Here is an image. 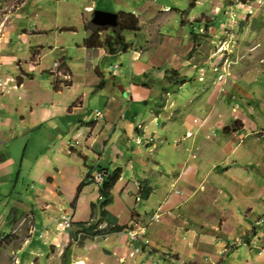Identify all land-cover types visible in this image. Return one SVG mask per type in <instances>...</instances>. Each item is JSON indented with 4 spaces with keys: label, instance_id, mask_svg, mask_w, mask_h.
<instances>
[{
    "label": "rangeland",
    "instance_id": "rangeland-1",
    "mask_svg": "<svg viewBox=\"0 0 264 264\" xmlns=\"http://www.w3.org/2000/svg\"><path fill=\"white\" fill-rule=\"evenodd\" d=\"M26 2L0 0V83L6 84L0 87V165L6 164L0 167V232L18 238L11 242V237L0 236V264H19L13 249L32 237L34 216L37 224L62 211L73 212L75 222L92 220L98 185L88 184L98 196L95 201L79 196L75 204L79 179L88 174L80 153L96 110L105 117V95L111 89L102 96L101 90L87 86L82 65L87 58L77 45L99 29L107 28L102 38L113 33L117 16L124 13L135 14L141 25L139 32L120 31L130 50L100 63L92 60V65H100L106 82L117 84L124 113L147 129L133 140L124 139L128 150L116 135L107 142L97 167L112 166V145L126 156L110 169L111 174L116 167L124 169V182L114 189L115 202L108 210L118 213L124 225H147L156 252L170 264H211L218 258L223 259L218 264H246L249 257L258 261L262 244L256 234L259 223L264 224L259 218L264 217V0H42L37 9ZM92 10L103 18L93 17ZM197 20L207 25H191ZM40 24L48 33L20 37ZM194 27L199 33L195 42ZM8 52L12 59L5 62ZM135 54L143 74L131 71ZM60 57L66 63L71 59L74 86L61 84L55 91L49 75L41 73ZM63 69L59 63L55 83L64 78ZM171 70L188 81L175 84L174 75H167ZM25 79L26 86L20 88ZM130 82L138 86L141 100L133 102L131 94H121ZM42 108L53 114L45 123L40 122ZM98 121L96 135L103 120ZM127 124L130 128V119ZM155 173L172 179H151L159 185L156 194L138 202L141 182L135 183L134 177ZM170 180L176 182L174 187ZM11 213L19 217L12 225L7 221ZM155 213L159 221H152ZM250 221L254 224L248 228ZM108 237L86 240L89 262L82 245L74 244L70 263L110 264L103 251L110 248ZM55 246L58 251L46 255L49 261L40 260L43 256L36 252L31 264H62L66 249ZM147 255L141 253L139 261Z\"/></svg>",
    "mask_w": 264,
    "mask_h": 264
},
{
    "label": "crops",
    "instance_id": "crops-1",
    "mask_svg": "<svg viewBox=\"0 0 264 264\" xmlns=\"http://www.w3.org/2000/svg\"><path fill=\"white\" fill-rule=\"evenodd\" d=\"M37 1L38 0H29V2H26L27 3L26 6L29 5L30 7L35 8V7L39 6L40 3H43L42 0H41V2L39 1L40 3H38ZM26 6H25V8H26ZM91 8H92V6H89L88 9H91ZM35 9H37V8H35ZM92 11H93V14L95 15V16L93 15V17H96V16L99 15L98 11H96V10H92ZM20 16L18 15L19 18H20ZM88 26L90 27V22H89ZM10 31L11 32H16V30L14 28H12ZM11 32H10V34H11ZM45 33H48V28L46 26H42L40 24V25H38L36 27L35 31H31V30H26L25 29L22 32V34H19V35H20V37L22 39L23 38L25 39L27 35L39 36V35H42V34H45ZM10 34H8V36H10ZM8 40L12 41V39L10 37L8 38ZM40 43H41V41H38V43L30 45V47H33L34 45H38ZM30 47H29V49H30ZM77 47L79 48V51H83L86 54L87 61L83 62L82 65L84 66V69L87 71L86 72V74H87V78H86L87 86H89L90 88H95V87L98 88V86L100 85L101 81H105V86L102 89H96V91H100L101 90V92H102L101 95L102 96H104L103 94H105V91H107L108 89H111V91L109 90V94L105 95V98L107 99V101L104 104L105 117H104V119H102L103 121L101 122V125H102L101 126L102 127L101 131H100V133L98 135L94 134V131L99 127L100 124H99V121L96 120V118L93 119L92 122L90 123V125H91L90 127L91 128L88 130L89 134H88V137L86 139V144L84 145V148L82 149V151L80 153V156L83 158L84 165L88 169V173L90 172V173H93V175H95L96 174V172H95L96 170L95 169H98V168L105 169L104 167H99V166L97 167V164H99V165L101 164V160L104 158V155L106 154V150H107L106 147L109 145V143H107V142L111 141L112 137L114 135H116L115 136L116 139L118 138L117 141L118 142L120 141L121 144H123L124 143V139L126 137H127V140L130 141V140H133L134 138H136L140 134V132L144 133L145 129H147V125L145 126L144 129H140L138 125L142 124L144 122H140L137 125V122H136L137 118L136 117H132L131 115L128 116V114L124 113V110H126L125 109V107H126L125 105L126 104H125V101L123 99L124 97L122 96L123 97L122 98L120 94L116 93L115 87H117V84L116 83H112L111 84V83L106 82L105 76L103 75V72L100 69V65H95V66L92 65V60H95V61L97 60L100 63V62L105 61L106 58H108L109 56H112V55H109L108 53H106V51L104 49H87V48H85L83 46V44H78ZM136 54H138V53H136ZM136 54L134 56L135 63H132L134 65V68H133V65H132V67H131L132 70L131 71H132L133 74H137V75L140 74V73L143 74V71L141 72V70L144 68V66H142V64L137 62V59H136L137 55ZM6 56L7 57L4 56V58L6 59L5 62H9L8 60L12 59V57H10V53L7 54ZM92 58H94V59H92ZM77 59H78V61L82 60V59L80 60L79 57ZM64 60H65L64 57H60V58L54 60L53 66H51L48 69H44L41 74L49 75V77H47L48 81H50L51 84L53 85V82H54L53 78H54V75L57 74L56 71L58 69V65H59V63L62 64V62H63V63H65L63 65V68H64L63 70L66 73L64 74V78L61 79L62 82L60 81V85L62 84L61 86L65 85L68 89H72L73 86H74L73 85V80L75 78V72L71 68V66H72V63H70L71 59H70L69 63H66ZM88 63L91 64V67L87 65ZM2 66H3V63L0 64V69H1ZM25 73H26V76L29 77V81H35V76L33 74H30V73H27V72H25ZM89 73H95V74H92L89 77V75H88ZM58 74H60V72ZM133 78H135V77H133ZM23 81L21 82L20 88L26 86V83H27L26 79H25L24 82ZM141 84H142V86L146 87L144 83H141ZM3 86H6V84L2 83V85L0 87H3ZM11 87H10V89H12ZM125 92H127V94H131L132 95L131 101L134 102L136 99L137 100H141V99H139V95H141L140 94V90H139L138 86L133 84L132 82H130V85H129L128 89H125L124 87H122L121 94H125ZM46 97H48V96H46ZM50 97H52L51 99H53V97H54V96H52V90H51ZM42 104H43V101L41 102V105ZM79 107L81 108V102H80V106ZM59 111L61 113V110H59ZM52 116H53V114L49 113L48 110H45V109L42 108L41 109V116H40V118H42V119H41L40 122L45 123V122H47L48 119L52 118ZM129 119L131 121V124H130L131 127L130 128H128L129 126L127 124ZM155 120H156V118H155ZM82 123H83V121H82ZM132 128H133V134H131L132 135L131 136L130 135V131H131ZM86 132H87V130H86ZM84 134H85V132H84ZM134 136H136V137H134ZM167 139L168 138H166V137L164 138V140H166V141H167ZM112 146H113L112 149L109 150V152H110L109 155H112L110 157V164L112 166H116L118 164L120 158H125L126 156L123 154V152H121L118 148H116V146H114V145H112ZM122 146L126 150H128V146H129L128 142H125V144H123ZM150 149H151V147H150ZM91 156H92V158H91ZM89 160H92V162H91L92 166H90L88 164ZM129 160H130L131 163H133L131 159H129ZM134 160L135 159H133V161ZM134 162L136 164L137 160H135ZM3 166H6V164L0 165L1 168H4ZM112 166L108 167L106 169H108V171H110ZM105 172L107 174V171H105ZM85 174L87 175V173H85ZM123 174H124V169H122V175H121V178H120L119 182L116 185L117 187L119 186L121 181L124 182L122 180L123 177H124ZM166 176H167V174H162V173L157 174V173H155V175H153V177L152 176L148 177L147 175L144 174L143 176H136L134 178L136 179L135 183L141 182L143 180L148 181L149 185L153 188L152 195H154V194H156L157 187L159 185L158 184H153L151 179L159 178V177H160V179H165L164 177H166ZM195 176L193 175V177H192V175H191L190 177L195 179ZM168 177L169 176H167V178ZM169 178L172 179L171 177H169ZM52 179L53 178H50L49 181L52 180ZM7 180H8V178H6L5 181H7ZM84 181H85V179L80 178L79 179V182H80L79 184H81ZM91 181L94 183L93 179ZM170 181L172 182V187H174L176 182H174L173 180H170ZM135 183H134V186L137 189V186L135 185ZM94 184H96V183H94ZM126 184L129 185L130 183L127 182ZM96 185H98V184H96ZM89 188H90L89 185H86L83 188L82 193L80 195V198L81 197L85 198V197H87V195H89V198L91 200L90 202L92 203V201H95V199L98 198L99 189H98V196L95 197L96 195L94 196L93 193H91V189H89ZM136 193L137 192H135V194ZM136 197H137L136 199L139 202L138 196H136ZM114 202H115V200L113 201V204H114ZM110 206H112V204ZM110 206L107 209H109ZM109 211H111V210H109ZM113 214L116 215L118 217V219H119L118 213L117 214L113 213ZM55 216H53V218H52V216L51 217H48V216L45 217L44 216L43 219L38 221V224H37L36 216H34V223H35L34 228H35V231H34L32 237L31 238H25V242L22 243L20 247L17 246V247H14V249H13L14 252H15L16 258L19 261V264H31V263H33L32 262L33 261L32 259H34L33 258L34 257L33 254H35L36 252H40L41 255L43 256L40 260H42L45 257L46 261L47 260L49 261V259H48L49 257L48 256L46 257V255H47L48 251L56 250V248H55L56 246L55 245H59L60 247L64 246L65 249L69 248L68 252H67V257H66V260H65V264H69L70 263V257H71L70 256V250H72L71 248L74 247V245L70 246L71 245V236H70L71 232L70 231H68V232L63 231L60 228V226L57 224L60 215H58L56 217ZM261 217L262 216H259V218L263 219V221H264V217H262V218ZM77 220L81 221L80 219H77ZM18 221H19V219H18ZM119 223L121 225H124V224H122L120 222V219H119ZM133 223L136 224L135 222H133ZM133 223L131 224V226L133 225ZM253 224H254L253 221H250L248 223V225H249L248 228H250ZM259 224H260L259 225L260 228H258V229L260 231L256 235H259L258 237H260L261 241H260V239L258 237H256V235L254 237H256L260 241V243L258 242V244H262V245H260V247H262V249L258 253V259L257 258L256 259L258 261H260V262H264V238H263V236H264V224H263V222H260ZM140 225H141V223H140ZM58 229H60L61 231L59 232ZM148 233H149V229H148ZM7 235H8V233H6V232H0V236L1 237L2 236L3 237H8ZM36 237L39 238L41 240V242L36 240ZM149 237L152 240V237H151L150 233H149ZM15 239H18V238L16 236H12L9 240L12 242V240H15ZM85 242H86V240L81 244L82 247H79V248H81L84 251L83 256H84L85 252L88 249L87 246H86L87 242L86 243ZM106 243L109 244L110 248L108 250L103 248V251L106 254H108V256L110 257L109 258V263L110 264H122L121 263L122 260H128L129 251H130V244H129V241L127 239L126 232H120V233H115V234L109 235V237L106 239ZM0 246L2 247V245H0ZM47 246H49V248H46ZM153 246H155V248L158 249L157 244H155L154 242H153ZM257 248H259V247H257ZM56 251H58V250H56ZM155 254L156 253L150 254L151 257L149 255L143 256L141 261L147 260V258H151V259L157 258V256ZM84 258H88V262H89V260H90L89 256H86V257L84 256ZM35 259H37V258H35ZM80 261H82V260H80ZM221 261H223V259H219L218 258L217 261L213 260V262H211V264H218ZM258 261H256L254 258L249 257L246 260V262H247L246 264H261ZM131 262H132V264H140V261L137 263V260H133ZM131 262H130V264H131ZM105 263L108 264L107 261ZM167 263L168 262H165V264H167ZM168 264H170V263H168Z\"/></svg>",
    "mask_w": 264,
    "mask_h": 264
},
{
    "label": "trees",
    "instance_id": "trees-1",
    "mask_svg": "<svg viewBox=\"0 0 264 264\" xmlns=\"http://www.w3.org/2000/svg\"><path fill=\"white\" fill-rule=\"evenodd\" d=\"M117 23L118 28L113 31V33H109L105 38H102L101 32L107 30V28L99 29L98 31H95L93 33H90L87 38L83 41V46L87 49H104L106 53L109 55H117L120 53H126L130 50V45L126 42L125 37L120 33L123 31H131V32H139L141 30V25L139 18L133 14V13H124L121 14V16H117ZM194 23H198V28H201L203 24L205 26L206 23H201V21L197 20L195 22H192L191 25L194 26ZM192 40L195 42L197 41V38L199 36V33L197 30L193 29L191 32ZM65 63L62 62V65ZM172 74L175 78V84H184L188 81L187 78L183 77L180 80L175 77L178 72L175 70L168 71L167 75ZM105 86V81H101L100 85L98 86V89H102ZM53 89L55 91L60 90V82L55 83L53 82ZM227 130V129H225ZM240 131V130H237ZM99 171H107V174L104 176V180L99 185V199L97 200V203H92V220L91 221H79L74 223V227L77 228V231H82L85 233V235L80 240V245L88 239V237H93L100 235L104 237L105 235H111L115 233L125 232L128 229H132V226L127 225H121L119 223V219L116 215H114L111 211L107 209L108 206L113 204L114 198H113V191L119 182L121 175H122V169L116 168L113 173L111 174L108 169H102L98 168L95 172ZM94 178L93 173H88L86 176V179L84 182H82L78 189H77V197L75 200V204L77 203L79 196L82 193L83 188L90 184L92 179ZM90 180V181H89ZM153 193V188L149 185L148 181L143 180L141 181L139 191H138V198L140 201H148ZM74 204V206H75ZM97 205L100 206V211L96 213V207ZM95 216V217H94ZM96 218V219H95ZM19 217L16 215H13L11 213L7 221L9 224H15L18 221ZM106 224L105 228H100L102 225ZM72 232V237L76 238V232ZM8 236V235H7ZM12 237L8 236L7 238ZM73 246V242H71V245ZM69 246V247H70ZM69 248H66L65 253L63 254V261L62 264H65V260L67 257V252Z\"/></svg>",
    "mask_w": 264,
    "mask_h": 264
},
{
    "label": "clouds",
    "instance_id": "clouds-1",
    "mask_svg": "<svg viewBox=\"0 0 264 264\" xmlns=\"http://www.w3.org/2000/svg\"><path fill=\"white\" fill-rule=\"evenodd\" d=\"M1 85H2V83H0ZM0 85V86H1ZM103 114H104V112H103ZM96 117V116H95ZM102 119H104V117L102 118ZM96 120H99L98 118H96ZM137 142H140V138L138 137V140H137ZM99 172H103V171H99ZM98 173V172H97ZM97 173L94 175V178H93V181H94V183H96V184H100V183H97L96 181H95V177H96V175H97ZM104 173V176H105V174H106V172H103ZM104 180V179H103ZM103 182V181H102ZM101 182V183H102ZM93 183V182H92ZM140 201V200H139ZM61 214H59L60 215V217H59V220H60V228L63 230V231H70L71 232V234H70V236H71V239H72V241L71 242H73V245L74 244H78V245H80L79 243H80V240H81V238L85 235V233H84V235H82V236H80L79 237V234L82 232V231H77V228H75L74 227V223H75V216H74V214H73V212H64V211H62V212H60ZM63 215H67V216H70L71 217V219H72V227L71 228H64V226H63V221H62V216ZM156 216H158V213H155V215L154 216H152V221H159V217L158 218H156ZM76 222H79V221H76ZM103 226V225H102ZM100 227L101 229L102 228H105L106 227V224H104V227ZM133 228L132 229H128V230H126L125 232H126V234H127V239H128V241H129V238H128V232L129 231H132V230H138L139 228H144V229H146V237L149 239V241H150V245H147V246H145V245H136L138 248H139V250H140V252L137 254V256H136V259H134V260H137V263L139 262V255L141 254V253H148V255L151 257V255L150 254H153V253H156L155 255L157 256V258H153V259H151V258H147V260H143V261H141L140 262V264H143V263H151V262H159L160 264H165V261L163 260V258L161 257L162 255H161V253H159V252H156V248L153 246V244H152V240H151V238L149 237V233H148V227L146 226V225H141V226H139L138 227V229H135V227L134 226H132ZM75 231H77L76 232V238L74 239L73 237H72V232H74L75 233ZM97 236H99L100 238H105L106 236H109V235H105L104 237H102V236H100V235H97ZM97 236H95V237H97ZM94 237V236H93ZM88 238H92V237H88ZM87 240V239H86ZM0 241H3V238H0ZM129 244H130V250H131V248H132V245H131V243H130V241H129ZM129 253H130V251H129ZM133 261V260H132ZM130 260H129V256H128V260H125V263H123V261L121 262L122 264H130ZM131 264H132V262H131Z\"/></svg>",
    "mask_w": 264,
    "mask_h": 264
},
{
    "label": "built area",
    "instance_id": "built-area-1",
    "mask_svg": "<svg viewBox=\"0 0 264 264\" xmlns=\"http://www.w3.org/2000/svg\"><path fill=\"white\" fill-rule=\"evenodd\" d=\"M1 85V84H0ZM95 116L98 119H102L104 117L103 112L100 110H96ZM104 179V173L98 172L95 181L97 183H101ZM158 218V216H156ZM63 226L64 228H71L72 227V219L70 216L63 215L62 216ZM84 235L83 232L79 234V237ZM128 238L132 245V248L129 253V260L132 261L136 259L137 254L140 252L139 248L136 245H150L149 239L146 237V229L139 228L138 230H132L128 232ZM125 263V260H122ZM143 264H160L159 262H151V263H143Z\"/></svg>",
    "mask_w": 264,
    "mask_h": 264
},
{
    "label": "water",
    "instance_id": "water-1",
    "mask_svg": "<svg viewBox=\"0 0 264 264\" xmlns=\"http://www.w3.org/2000/svg\"><path fill=\"white\" fill-rule=\"evenodd\" d=\"M102 16V17H101ZM103 16H104V14H99L98 16H96V18H98V19H102L103 18ZM107 17H110V16H107ZM116 20H117V18H116ZM113 23H114V21H111V23H110V25H112L113 26ZM117 24V26H118V23H116ZM118 28V27H117ZM117 28H115V29H117Z\"/></svg>",
    "mask_w": 264,
    "mask_h": 264
}]
</instances>
